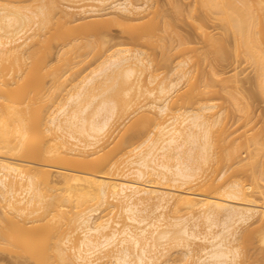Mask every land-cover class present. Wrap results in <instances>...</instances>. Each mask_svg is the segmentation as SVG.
Wrapping results in <instances>:
<instances>
[{
  "label": "bare ground",
  "instance_id": "bare-ground-1",
  "mask_svg": "<svg viewBox=\"0 0 264 264\" xmlns=\"http://www.w3.org/2000/svg\"><path fill=\"white\" fill-rule=\"evenodd\" d=\"M64 1L0 0L2 249L29 264H263L264 202L251 184L211 174L237 154L226 128L216 129L221 113L207 103L185 108L197 90L179 93L187 63L158 81L144 50L156 24L133 21L151 0ZM206 1L258 60L264 0ZM76 23L88 32L123 27L135 48L99 55L105 41L80 42ZM257 80L264 96V64Z\"/></svg>",
  "mask_w": 264,
  "mask_h": 264
},
{
  "label": "rangeland",
  "instance_id": "rangeland-1",
  "mask_svg": "<svg viewBox=\"0 0 264 264\" xmlns=\"http://www.w3.org/2000/svg\"><path fill=\"white\" fill-rule=\"evenodd\" d=\"M50 1L52 0H32V5L48 4ZM57 1L63 8L70 5L64 0ZM135 1L142 3L141 0ZM91 4L98 5L95 2ZM150 5L149 14L133 21V24H156L155 43L149 45L144 40V50L158 64L155 68L157 80L165 79L170 82L176 79L178 64L186 62L191 71L190 81L180 84L179 93L187 91L191 83L197 85V90L194 93V103L185 104V108L191 109L204 103L215 105L214 111L221 113L216 129L226 128L230 134L227 140V144L231 145L229 152L237 153L233 160L223 161L219 168H212V176H223L219 183L239 180L244 184H251L258 196L254 194V198L260 197V200L256 199L264 202V96L257 80V66L264 64V51L259 50L258 60L251 58L246 48L239 45L232 29L221 20L222 16L206 0H151ZM255 15L263 16L264 10L258 6ZM106 19H110V16ZM74 26L80 42L87 39L105 41L99 55L107 54L115 45L135 48L130 32L123 27L111 25L108 29L88 32L80 24L76 23ZM210 38L217 39L220 43L213 45ZM95 59L86 61L82 68L92 66ZM55 60L53 58L52 63ZM94 66L96 65L93 64L92 67ZM203 91L205 93L201 95ZM124 128L125 126L120 127L108 139L111 146L122 136ZM257 134H260L257 137L259 144L249 141L245 145L248 139L251 140ZM143 136L144 134L130 138L133 143H137ZM155 179L162 183L170 182ZM172 183L170 182L174 185ZM163 214L165 217L169 216L168 211ZM4 226V220L0 219V228ZM27 259L21 254L15 255L3 250L0 246V264H29ZM258 260L263 262L261 258ZM253 261L245 264H262Z\"/></svg>",
  "mask_w": 264,
  "mask_h": 264
}]
</instances>
